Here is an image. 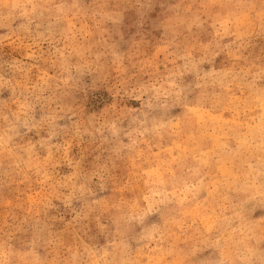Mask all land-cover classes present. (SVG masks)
Masks as SVG:
<instances>
[{
  "label": "rangeland",
  "instance_id": "rangeland-1",
  "mask_svg": "<svg viewBox=\"0 0 264 264\" xmlns=\"http://www.w3.org/2000/svg\"><path fill=\"white\" fill-rule=\"evenodd\" d=\"M0 264H264V0H0Z\"/></svg>",
  "mask_w": 264,
  "mask_h": 264
}]
</instances>
